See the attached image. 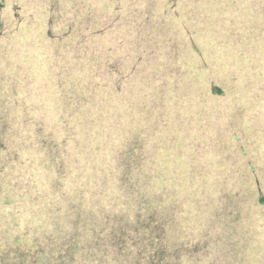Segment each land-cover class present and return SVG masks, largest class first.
<instances>
[{"label":"trees","instance_id":"16d2710c","mask_svg":"<svg viewBox=\"0 0 264 264\" xmlns=\"http://www.w3.org/2000/svg\"><path fill=\"white\" fill-rule=\"evenodd\" d=\"M256 206L264 0H0V264H226Z\"/></svg>","mask_w":264,"mask_h":264},{"label":"rangeland","instance_id":"374dc122","mask_svg":"<svg viewBox=\"0 0 264 264\" xmlns=\"http://www.w3.org/2000/svg\"><path fill=\"white\" fill-rule=\"evenodd\" d=\"M248 213L251 218L249 220L245 217ZM238 218L241 219V223L233 226L229 235L221 237V240L218 239L219 245L221 243L224 245L213 247L212 256L216 259L220 258L217 262H223L222 255L229 254V257L225 259L226 264H264V208L256 206L242 216L235 215L234 219ZM253 225L256 226L253 228ZM245 253L248 256L247 261L239 257ZM231 259L233 260L228 262Z\"/></svg>","mask_w":264,"mask_h":264}]
</instances>
